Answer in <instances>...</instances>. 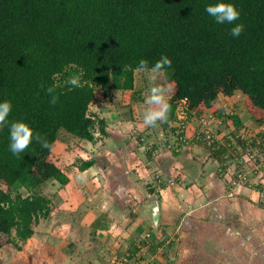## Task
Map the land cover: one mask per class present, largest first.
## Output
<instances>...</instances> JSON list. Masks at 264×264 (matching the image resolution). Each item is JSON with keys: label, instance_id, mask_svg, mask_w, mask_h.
<instances>
[{"label": "trees", "instance_id": "trees-1", "mask_svg": "<svg viewBox=\"0 0 264 264\" xmlns=\"http://www.w3.org/2000/svg\"><path fill=\"white\" fill-rule=\"evenodd\" d=\"M220 2L234 5L239 19L216 23L205 8ZM236 24L244 31L234 38L230 30ZM162 56L171 60L162 72L170 110L167 120L156 124L171 125L167 136L147 134L149 140L170 139L183 99L187 121L215 104L218 95L239 93L256 126L262 124L264 0H0V102L12 105L8 126L0 127V237L23 242L40 221L53 217L56 207L40 189L49 181L67 183L49 160L58 135L92 142L96 132L105 133L104 122L88 113L94 91L104 102L114 91H130L139 61L151 68ZM79 69L81 87L64 83ZM54 85L58 99L52 104L46 89ZM226 111L219 109L216 117ZM230 112L233 134L239 124ZM13 122H24L33 132L18 155L9 150ZM141 136H134L139 153ZM159 151L166 150L155 144L142 154ZM212 158L221 162V154ZM90 165L84 161L78 170ZM75 245L71 248L79 251Z\"/></svg>", "mask_w": 264, "mask_h": 264}, {"label": "crops", "instance_id": "crops-1", "mask_svg": "<svg viewBox=\"0 0 264 264\" xmlns=\"http://www.w3.org/2000/svg\"><path fill=\"white\" fill-rule=\"evenodd\" d=\"M140 74L143 85L137 84ZM150 88L148 73L134 71L130 91L112 92L126 102L103 105L102 93L94 91L88 110L104 122L105 133L96 132L92 142L64 133L71 147H60L57 139L52 146L49 160L67 177L62 214L74 224L67 234L80 235V241L84 236L80 263L121 262L119 256L133 263L146 256V264H264V208L255 189H231L217 172L219 163L199 143L179 153L138 152L135 135L167 136L171 125L144 124ZM244 100L239 93L218 95L203 113L215 118L219 109L230 107L241 129L251 116ZM127 109L135 112V121L123 115ZM187 128L190 135L193 116ZM238 158L236 170L241 154ZM84 161L91 165L78 170ZM91 234L95 249L87 238Z\"/></svg>", "mask_w": 264, "mask_h": 264}, {"label": "built area", "instance_id": "built-area-1", "mask_svg": "<svg viewBox=\"0 0 264 264\" xmlns=\"http://www.w3.org/2000/svg\"><path fill=\"white\" fill-rule=\"evenodd\" d=\"M230 111H232V109L228 107L226 114L215 118L205 113L193 117L194 128L191 134L188 135L185 99H183L177 107V120L173 126L174 131L170 134V139H166L160 135V137L155 140H149L147 134L142 133L139 150L144 153L152 145L157 144L158 148L173 153H179L190 143H199L206 148L211 156L221 154V162L218 164L217 172L221 178L228 180L227 183L231 189L237 187L253 188L257 192L259 203L263 205L264 117L262 118V124L256 126L252 132L246 131V129L233 134V131L226 132L224 129L216 131V128L220 126L223 120L226 121V123L230 122V120L227 119V116L231 115ZM233 142H235L238 150L234 149ZM238 151H241V157L243 159L246 158V160H243L245 162L241 160V169L236 170L234 162H237ZM230 169L231 172L229 171ZM158 182L160 181L158 180ZM120 259L121 262L112 260L111 264H143L138 259L133 260V263H129L126 257H121Z\"/></svg>", "mask_w": 264, "mask_h": 264}, {"label": "rangeland", "instance_id": "rangeland-1", "mask_svg": "<svg viewBox=\"0 0 264 264\" xmlns=\"http://www.w3.org/2000/svg\"><path fill=\"white\" fill-rule=\"evenodd\" d=\"M142 77L143 76H141V74L137 77L138 78L137 84L143 85ZM155 85H159L163 87L165 89V95L167 94L169 95L170 87L165 82L162 73L157 76ZM152 86H154V84L151 83V87ZM108 97H109L108 102L119 103V104L120 102H126L125 101L126 98L123 95H116V96L110 95ZM128 100L129 99H127V101ZM108 102H104L102 97L103 105L107 104ZM243 107L247 108L246 100L243 101ZM88 113L93 114L91 113L90 110H88ZM123 115L125 116L128 115L127 117L134 116L132 119L133 121L136 120L135 112L134 114H131V112L128 109L123 111ZM256 123L257 122L253 119V117L250 116L248 117V119L243 120V123L241 124V127L243 128L240 129L239 127H236L234 130L240 132L246 129V131L252 132L256 127ZM223 129L226 132L233 130V125L231 123V120L229 123L228 122L226 123V121L223 120L220 126L216 128V131L217 130L220 131ZM66 136L67 135H65L64 133H60L58 135L57 141H59L60 147H65V146L71 147L69 145L72 144L71 138ZM233 147L235 150H238L235 142H233ZM63 150H64L63 152H65V149ZM239 154L241 153H239L238 151V155ZM56 156L63 158L62 153ZM241 160L242 162H245L243 160H246V158L243 159L241 157ZM54 161L56 162L57 159ZM234 163H235L234 166H236V164H239V162H234ZM160 179L161 178H158L157 180ZM0 188L3 189L1 184H0ZM61 189L62 186L58 185L55 182H50V181L41 187L40 189L41 194L52 201V204L56 207V212L54 213L53 217H51V219L46 221H40L38 225L33 228V235L29 239L23 242H19L14 239L13 235L0 237L2 242V247L0 249V264H82L80 262H82L83 259L81 258V255L78 256V250H76L78 249V247L71 248V246L75 244H76L75 246L78 245L75 239L76 238L81 239V236L77 234L76 235L67 234V231L71 230L69 226H74V224L73 221H71L70 219L63 217L62 214L63 202H62ZM21 193L24 194L23 191H21ZM87 238H89L90 241L89 244L91 245V249L92 248L95 249L96 246L92 244V241H94L93 235L91 234ZM83 240H84V236L80 244H83ZM68 255L70 256V259L68 258ZM85 260L87 261L88 259ZM139 260L142 263L146 264L148 260H150V258L147 259V257L145 256L143 257V259L140 258ZM110 262L111 260H109V262L106 263V261L102 259L101 264H110ZM87 263L93 264L92 262H87Z\"/></svg>", "mask_w": 264, "mask_h": 264}, {"label": "clouds", "instance_id": "clouds-1", "mask_svg": "<svg viewBox=\"0 0 264 264\" xmlns=\"http://www.w3.org/2000/svg\"><path fill=\"white\" fill-rule=\"evenodd\" d=\"M205 11L212 17H214L216 23H233L239 19V11L230 3H216L215 5H208ZM244 31L242 24H236L231 28L230 35L232 37H238ZM72 68H76V65H72ZM171 67V60L167 56H162L155 64L149 68L148 61L141 59L139 61L137 72H147L149 82L154 84L149 89V95L145 98V104L150 107L144 113V124L146 126H155L157 121L165 122L168 117L170 105L165 96V89L159 85H155L157 76L161 74L165 68ZM83 75V69H79L78 74H73L68 77L64 82L71 85L74 88L82 86L81 76ZM59 85L48 87L46 92L51 96L50 103L55 104L58 97L54 94L55 88ZM12 105L10 101L0 102V127L8 126V116L11 112ZM36 140H41L39 134L36 135ZM33 139V132L30 127L24 122H13L10 124V145L9 150L13 155L25 151ZM42 147H47V143L43 142Z\"/></svg>", "mask_w": 264, "mask_h": 264}]
</instances>
